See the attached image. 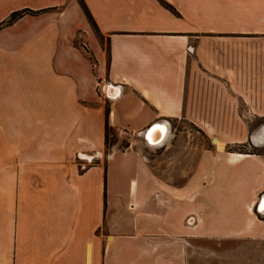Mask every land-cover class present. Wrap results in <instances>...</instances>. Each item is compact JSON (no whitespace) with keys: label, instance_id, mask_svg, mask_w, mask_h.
Returning <instances> with one entry per match:
<instances>
[{"label":"crops","instance_id":"1","mask_svg":"<svg viewBox=\"0 0 264 264\" xmlns=\"http://www.w3.org/2000/svg\"><path fill=\"white\" fill-rule=\"evenodd\" d=\"M81 1L93 24L78 0H0V264H195L199 240L264 239V152L226 133L264 115V0ZM196 114L218 137L181 182L136 141L105 151L106 122Z\"/></svg>","mask_w":264,"mask_h":264},{"label":"rangeland","instance_id":"2","mask_svg":"<svg viewBox=\"0 0 264 264\" xmlns=\"http://www.w3.org/2000/svg\"><path fill=\"white\" fill-rule=\"evenodd\" d=\"M106 48V40L100 36ZM192 94L204 95L203 83H191ZM215 94L207 90L206 94ZM218 92H216L217 94ZM203 116H209L215 122L220 117L218 114H196V122L187 116L171 120V131L165 144L159 146H145L141 134L130 135L121 133L109 126L105 151L111 145L117 144L123 149L132 141H136L142 152L152 158L157 172L169 182H181L185 175L192 169L193 163L201 146H210L218 132L209 128L203 121ZM229 116V115H228ZM242 121V129L227 130L228 136L242 139L241 142L229 145V149L250 150L264 152V144H253L250 136L264 127V115L239 113L232 115ZM203 126L208 127L207 130ZM141 140L142 142H139ZM140 143V144H139ZM256 212V211H255ZM264 221V213H257ZM195 264H264V239L242 238L238 240H199L196 242Z\"/></svg>","mask_w":264,"mask_h":264},{"label":"water","instance_id":"3","mask_svg":"<svg viewBox=\"0 0 264 264\" xmlns=\"http://www.w3.org/2000/svg\"><path fill=\"white\" fill-rule=\"evenodd\" d=\"M104 88H105V86L101 88V91H104ZM106 89H107L106 90L107 96L112 97V98H115L117 96L118 88L116 86L111 87L109 84H106ZM110 90L115 91V93H111ZM159 124H165L166 125L168 135H167V137L165 136V138H163V139L162 138H155V137L152 138L150 135V131L155 125H159ZM170 131H171V128H170V124H169L168 120L167 119H158V120L154 121L153 123H151L149 126H147L143 130V137H144V140L150 145H161V144H164L165 141L167 140V138L169 137ZM250 141L252 142L251 136H250ZM255 208L258 211L264 209V193L261 195L259 201L256 203Z\"/></svg>","mask_w":264,"mask_h":264},{"label":"bare ground","instance_id":"4","mask_svg":"<svg viewBox=\"0 0 264 264\" xmlns=\"http://www.w3.org/2000/svg\"><path fill=\"white\" fill-rule=\"evenodd\" d=\"M166 125L165 124H159V125H155L151 131H150V135L152 138H165V136L167 137L168 133H167V129H166ZM252 138L255 142L258 141H264V127L261 128L260 130L256 131L253 135Z\"/></svg>","mask_w":264,"mask_h":264},{"label":"trees","instance_id":"5","mask_svg":"<svg viewBox=\"0 0 264 264\" xmlns=\"http://www.w3.org/2000/svg\"><path fill=\"white\" fill-rule=\"evenodd\" d=\"M79 3L81 4V6L83 7V10L87 16V18L89 19V21L93 24L92 19L90 17L89 12L87 11V8L85 7V5L83 4V2L81 0H78ZM161 1L163 4L169 6L164 0H159ZM24 12H28L27 10H20V11H15L13 12L9 18L5 21L6 24H9L11 22H13L15 19H17L18 17H20ZM29 12H35L33 10H30ZM95 27V25H93ZM108 131H109V126L107 124V122L105 123V142L107 141L108 138Z\"/></svg>","mask_w":264,"mask_h":264},{"label":"built area","instance_id":"6","mask_svg":"<svg viewBox=\"0 0 264 264\" xmlns=\"http://www.w3.org/2000/svg\"><path fill=\"white\" fill-rule=\"evenodd\" d=\"M263 193H264V192H263ZM263 193L260 194V196H259L257 202L259 201V199H260V197H261V195H262ZM257 202H256V203H257ZM256 203H255V205H256ZM254 208H255V207H254ZM255 211H256L257 213H262V214L264 213V209L258 211V210H256V208H255ZM260 217H261V216H260ZM261 219H262V217H261Z\"/></svg>","mask_w":264,"mask_h":264}]
</instances>
